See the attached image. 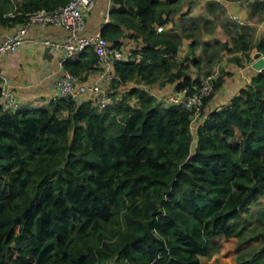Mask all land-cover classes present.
I'll list each match as a JSON object with an SVG mask.
<instances>
[{
  "label": "trees",
  "instance_id": "obj_1",
  "mask_svg": "<svg viewBox=\"0 0 264 264\" xmlns=\"http://www.w3.org/2000/svg\"><path fill=\"white\" fill-rule=\"evenodd\" d=\"M69 1L0 0V29ZM179 2L112 0L102 35L127 56L116 64L105 112L69 100L0 108V264H202L218 251L216 238L240 235L233 223L264 195V73L207 113L224 82L219 76L194 133L190 110L161 105L139 87L119 92L129 84L171 83L177 92L201 86L188 60L177 61L181 37L157 32ZM222 49L249 61L255 49L264 54V38L253 45L240 34ZM81 58L66 63L76 76L97 55L88 49Z\"/></svg>",
  "mask_w": 264,
  "mask_h": 264
},
{
  "label": "crops",
  "instance_id": "obj_2",
  "mask_svg": "<svg viewBox=\"0 0 264 264\" xmlns=\"http://www.w3.org/2000/svg\"><path fill=\"white\" fill-rule=\"evenodd\" d=\"M112 6V0H95L92 11L86 13L87 36H94L110 23L109 13ZM177 7L180 9L179 13L172 16L171 22L164 29L181 37L177 61L188 60L190 66L188 73L192 78L198 76L204 80L207 72L212 74L218 72L223 76V85L209 102L206 112L218 110L228 105L241 89L252 82L253 77L261 73L254 69L253 65L258 60L259 53L264 57L262 52L253 50L248 61L243 53L229 54L222 47L224 44L232 46L233 39L240 34L246 35L253 45L264 38V8L262 4L241 0H180ZM232 16H237L242 23L232 20ZM20 27L0 29V42L6 35L12 34ZM66 37L67 30L60 26L33 27L27 42L15 54L0 59L1 82L3 80L7 82L9 90L18 99L19 108H50L53 105L50 98L54 92L55 82L68 68L66 66L62 69L60 65L62 52L46 48L43 41L62 43ZM136 46L137 44L132 42L130 48ZM211 50H214L212 57L207 54ZM81 56L82 54L75 59L85 61L86 58ZM233 58L240 59V63L235 62ZM197 62H200L199 66ZM79 70L81 71V68ZM78 78L82 85L96 83L98 79L96 67L81 71ZM132 86L141 88L155 99L168 97L177 92L176 85L171 83L154 86L123 85L119 87V92ZM60 115L67 118L70 115L68 107L63 106ZM228 238L226 236L216 238L214 241L219 250L211 258L201 257V263L227 264V256L232 245L226 243L229 241Z\"/></svg>",
  "mask_w": 264,
  "mask_h": 264
},
{
  "label": "built area",
  "instance_id": "obj_3",
  "mask_svg": "<svg viewBox=\"0 0 264 264\" xmlns=\"http://www.w3.org/2000/svg\"><path fill=\"white\" fill-rule=\"evenodd\" d=\"M241 1L264 5V0ZM94 6L95 0H70L63 7L54 10L40 9L29 14L26 22L18 30L6 35L0 42V59L15 54L27 42L33 27L55 25L65 28L67 37L64 42L45 40L43 45L62 52L60 61L62 69L66 67L67 62L74 60L88 49H93L97 55L95 67L98 79L94 84L82 85L78 76L65 69L63 75L55 82L50 103L57 104L62 100H69L80 106L84 102H90L98 113L105 112L113 104L110 86L117 79L116 64L126 59L127 51L122 47L111 46L103 37L102 31L94 36L86 35V13L92 11ZM232 20L242 23L237 16H232ZM163 31L164 27L157 29L158 33ZM219 76L218 72L209 75L195 91L183 88L171 96L157 97L156 101L161 105H173L190 110L193 117L191 130L194 133L201 119L204 100L213 92L215 81ZM7 85L6 81L1 82L0 108L2 112H13L19 109V103Z\"/></svg>",
  "mask_w": 264,
  "mask_h": 264
},
{
  "label": "rangeland",
  "instance_id": "obj_4",
  "mask_svg": "<svg viewBox=\"0 0 264 264\" xmlns=\"http://www.w3.org/2000/svg\"><path fill=\"white\" fill-rule=\"evenodd\" d=\"M207 54L212 57L214 50H211ZM117 95V98H119L120 94ZM233 225L240 235L238 236V234L235 233L229 238L227 237L229 241H226V243H232L231 252L227 256V264L247 262L253 260L258 254H261L262 259H264V254H262L264 243L261 238V236H264V195L257 199V201L246 210L243 217L234 222ZM106 264L116 263L108 262Z\"/></svg>",
  "mask_w": 264,
  "mask_h": 264
},
{
  "label": "water",
  "instance_id": "obj_5",
  "mask_svg": "<svg viewBox=\"0 0 264 264\" xmlns=\"http://www.w3.org/2000/svg\"><path fill=\"white\" fill-rule=\"evenodd\" d=\"M257 57L258 60L254 63L253 68L261 73H264V57L261 53H259Z\"/></svg>",
  "mask_w": 264,
  "mask_h": 264
}]
</instances>
